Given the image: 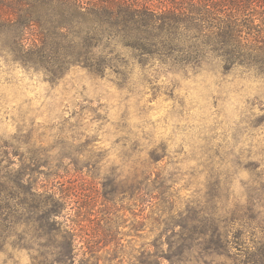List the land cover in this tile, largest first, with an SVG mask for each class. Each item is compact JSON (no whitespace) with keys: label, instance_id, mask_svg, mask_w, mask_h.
Instances as JSON below:
<instances>
[{"label":"trees","instance_id":"obj_1","mask_svg":"<svg viewBox=\"0 0 264 264\" xmlns=\"http://www.w3.org/2000/svg\"><path fill=\"white\" fill-rule=\"evenodd\" d=\"M24 41L31 43L27 52ZM118 42L142 59L155 56L185 67L217 59L223 72L253 67L264 75V0H0V55L9 51L26 68L55 65L54 75L60 76L67 64H82L102 75L110 60L97 49ZM165 151L151 150L150 164ZM245 156L244 195L227 194L228 175L219 173L204 199L185 214H175L171 205L161 208L169 202L171 176L141 171L135 200L151 208L148 219L161 232L140 264L206 263L213 255L232 257V248L239 251L240 264H264V168L250 151ZM45 198L35 206L44 218L36 227L61 239L51 240L53 250L31 264H77L74 233L60 229V210L52 207L51 196ZM236 223L245 234L251 225L259 228V238L244 244Z\"/></svg>","mask_w":264,"mask_h":264},{"label":"rangeland","instance_id":"obj_2","mask_svg":"<svg viewBox=\"0 0 264 264\" xmlns=\"http://www.w3.org/2000/svg\"><path fill=\"white\" fill-rule=\"evenodd\" d=\"M99 53L106 56L110 62L104 73L101 75L89 70L82 64L79 67L86 72V75L93 81L107 78L118 91L127 90L128 93H137L136 80L133 79L137 66L139 68V82L147 83L151 96L146 101L147 105H141L140 100L136 101L139 111L146 113L155 106L160 95L166 99L175 98V90L184 87L182 81H192L194 87L197 83L209 87L211 84L220 85L223 82H231L236 78H248L255 81L264 82V75L258 69L250 67H233L227 72H223V65L217 59L208 60L198 66H182L175 61L161 60L160 57L151 56L142 59L135 55L134 51L122 46L119 42L113 46L100 47ZM39 69V68H36ZM155 69V75L149 76L148 70ZM64 72L59 76L63 77ZM170 84L162 86L154 83L159 80L160 75L169 76ZM179 77V79H177ZM231 78V79H230ZM54 85L56 78H49ZM163 91V92H162ZM83 95V93H81ZM264 91H257L256 94L245 100L248 105L259 104L264 112ZM142 98V97H141ZM130 99L129 95L124 96V100ZM218 97L213 98V107L218 103ZM86 103L74 101L75 107L70 116L62 117L58 123L49 122L47 124H37L35 117H31L27 122L16 124L15 131L6 133L0 128V253L6 252V245L27 254L28 264L33 263V257L40 253H50L52 246H48L51 240H59L60 235H52L38 229L36 226L44 222L43 210L39 207L45 197L53 198V208H59L60 213L57 220L60 222V229L68 228L74 233L76 239L77 264H140L139 260L146 256L153 247L154 239L161 232L160 228L151 223L148 219L151 208L143 206L135 200V187L137 176L141 171L151 172L153 177L157 171L165 174L164 168H156L164 156L155 163L150 164L149 152L155 147L167 148L165 141L149 147L152 140L150 133L144 134V139L148 144H142L140 139L131 142V151H126L124 155L131 157L137 151H147V156L139 160L131 171L126 172L118 165H110L103 168L101 161L106 155V150H95L92 145L98 137L93 134L86 136L77 130L82 127L80 118L86 112L95 113L94 120H107V113L101 114L98 109L106 107L100 102V97H96V104L90 97H83ZM183 105V97L179 100ZM63 103V101H61ZM129 105H125L124 111L120 113L121 120L114 122L120 128H126L129 133L132 129L128 127V117H130ZM77 117L70 120V117ZM15 119V117H13ZM23 120V118H22ZM240 122L244 128L237 125L232 133L233 141L239 143L240 135L248 129H259L264 125V114L257 115L249 108L241 115ZM139 126V125H137ZM98 127H102L98 125ZM255 135V133H251ZM84 136L81 140L80 137ZM131 136L118 137L114 143L121 140H130ZM205 139H208L205 137ZM205 152L211 151L213 156L220 157L221 161L231 157L230 167L216 168L214 165H205L207 174L203 180H196L197 172L194 169L182 171L179 168L167 170L166 175L173 178L169 183L168 198L163 206L171 205L175 214H185L188 206L202 201L208 186L214 181L219 173L228 175L227 194L233 196L244 195V182L248 181L249 173L244 164L247 162L248 151L252 156H259L261 164H264V148L253 150V144L249 141L247 149L241 148L239 152L235 147L228 148L221 154L222 144H217L214 149L210 145L202 146ZM247 172V179L239 180L240 191L234 187L235 177L240 171ZM201 173L204 169L200 170ZM187 176L188 179H184ZM14 180L15 183L12 181ZM183 180V183L180 181ZM18 182V183H16ZM196 184L195 187L193 185ZM58 200V205L56 202ZM8 204V205H7ZM62 207V209H61ZM160 212V211H158ZM155 216V213H152ZM6 218V220H5ZM234 231L238 229L242 233L238 235V240L244 244L251 243L250 239L257 240L260 236L259 228L254 225L249 227L250 232L243 233L244 227L236 223ZM253 231V232H252ZM237 237L234 239L237 241ZM138 247H136V244ZM135 248L133 254L131 248ZM163 249L164 246L159 247ZM232 257L209 256L207 262H188L185 264H240L239 251L231 249ZM134 255V260L128 259ZM8 259L13 260V264H24L13 259V253H7ZM145 258V257H144ZM167 263V261H164ZM7 264V261H4Z\"/></svg>","mask_w":264,"mask_h":264},{"label":"clouds","instance_id":"obj_3","mask_svg":"<svg viewBox=\"0 0 264 264\" xmlns=\"http://www.w3.org/2000/svg\"><path fill=\"white\" fill-rule=\"evenodd\" d=\"M60 31L66 32L67 29L62 28ZM22 43V51L27 52L31 46L30 41ZM56 69L55 65L39 69L31 66L26 68L20 60H13L11 52L5 51L0 55V128L6 133H12L16 124L26 123L31 117H35L37 124L58 123L62 119L59 113L64 117L70 116L75 107L74 101L86 103L83 97H90L94 107L96 97H100V102L106 107L99 108L98 111L101 114L107 113V120H94L95 113L86 112L83 118H80L82 127L77 131L83 132L86 136L95 134L98 137L90 147L97 151L106 150V155L101 161L105 169L115 164L128 172L138 164L139 160L146 158L147 151H137L131 157L124 155L126 151H131L130 146L134 139H140L142 144H148V140L144 139L145 133L151 134L149 139L152 140V144H149V147L158 144L161 140L167 144V155L155 165L156 168H164L166 172L175 168L182 171L194 169L198 174L196 180L204 179L207 174L206 164L214 165L216 168L231 166L229 163L231 157L221 161L220 157L213 156L212 160H209L208 157L212 153L205 152L202 146L210 145L214 149L217 144H222V155L233 146L237 152L241 148L247 149L249 141L252 142L254 151L256 148H264V125L259 129L244 131L243 135H240L239 143H235L232 136L238 123L244 128L240 118L249 108L257 115L264 114L259 104L245 103V100L253 97L257 91H264L262 81L236 78L230 83L223 82L220 85L207 81L209 87L200 83L193 87L192 81H182L184 87L175 90L174 99H166L161 94L155 106L143 113L139 111L136 101L139 99L141 105H147L146 101L151 96V91L146 82L142 84L139 82L138 66L133 79L136 80L137 89L142 91L137 93H128L126 89L118 91L107 78L93 81L79 65L69 63L64 66L63 77L54 75ZM155 74V69L148 70L149 76ZM53 76L56 78L54 85L49 79ZM170 80L171 74L167 77L160 75L159 80H154V83L167 86ZM125 95H129L130 99L124 100ZM214 96L219 98L215 107L212 103ZM181 97L184 100L183 105L179 102ZM126 104L129 105L131 114L127 118L128 127L132 129L131 133L114 123L121 120L120 113L124 111ZM76 119L77 117H70L72 121ZM101 124L102 127H98ZM125 135L131 136L132 139L114 143L118 137ZM80 139L83 140L84 136ZM251 159H260V157L254 155ZM261 167L264 168V164ZM201 169H204L203 173L200 172ZM241 178L247 179L246 171H240L235 177L234 187L237 191H240ZM184 179L188 177L185 176ZM180 182L183 183V180ZM195 186L196 184L193 185ZM133 243L136 244L135 241ZM5 247L7 251L0 253V264H4V261L13 264V260L8 259V252L13 253V259L21 261L23 258L24 264H28L26 253L16 251L8 245ZM131 251L134 254L135 248H131ZM128 259L134 260V255L129 256Z\"/></svg>","mask_w":264,"mask_h":264}]
</instances>
